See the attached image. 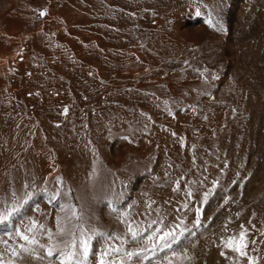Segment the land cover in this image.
<instances>
[{
  "label": "rangeland",
  "instance_id": "1",
  "mask_svg": "<svg viewBox=\"0 0 264 264\" xmlns=\"http://www.w3.org/2000/svg\"><path fill=\"white\" fill-rule=\"evenodd\" d=\"M27 194L22 231L61 216L66 240L77 223L124 236L111 202L142 264H248L220 255L241 225L264 264V0H0V201ZM157 227L188 231L153 256ZM37 252L16 264H55Z\"/></svg>",
  "mask_w": 264,
  "mask_h": 264
},
{
  "label": "snow or ice",
  "instance_id": "2",
  "mask_svg": "<svg viewBox=\"0 0 264 264\" xmlns=\"http://www.w3.org/2000/svg\"><path fill=\"white\" fill-rule=\"evenodd\" d=\"M196 14L200 15L199 11ZM41 15H44V13L41 12ZM205 23L217 31L223 30L222 23L211 12L208 14V19L205 20ZM60 195L61 193L57 192L55 195L49 197L50 202L57 200ZM32 198V194H27L25 199L13 202L10 205L6 201H0V204H3V207H0V226L11 229V231L4 233V235L8 236V239H0V244L6 246L7 250L11 252L12 257V259L6 262L3 254L0 253V264H16L17 260H23L25 256L39 259L40 255L37 252V248L42 249L50 261L54 259L55 264H137L138 261L142 264L143 261L151 260V257L147 255L148 249L141 248L138 251H129L125 248V245L129 242L126 237L130 236L132 242L138 243L144 238V232L139 228L133 227V224L127 220L129 213L121 212L111 202L108 203L111 212L117 213V218L121 223L126 225L127 231L124 236L103 232L98 229H92L91 232H88L82 225L77 223L70 234V240H66L64 237L68 235L67 224L62 226V220L65 218L61 216L56 217L55 233H53L52 229L47 228L46 225L38 223L35 220H31L30 226L22 231L20 228L15 227L13 221L23 216V210ZM207 198L206 194L205 200ZM65 209L71 211V217L67 219H75L77 221L80 219V214L73 205H61V211H65ZM199 211L198 209L197 220L195 222L197 227L201 226ZM153 223L157 222L153 221ZM149 228H151V225H149ZM187 231V229H182L179 232L175 230L165 231L157 227L146 237L149 241L157 237V243L151 245L152 255L155 256L158 252L172 250L173 245L179 246ZM45 234L50 242L48 246L41 243L40 240V237ZM12 239H18L19 241H23V243L10 246L9 240ZM101 241L103 242V246L96 249L95 245ZM115 241H119V244L114 243ZM252 243H255V241H252ZM248 244L247 229L244 225H241V230L238 234L221 238L222 250L220 255L231 259V257L227 256V253L231 252L235 253L239 258H246L248 264H256V258L248 255ZM61 245H63V248H61ZM172 255H176V253L173 251ZM168 264H172L171 259L168 260ZM237 264H239L238 261Z\"/></svg>",
  "mask_w": 264,
  "mask_h": 264
},
{
  "label": "bare ground",
  "instance_id": "3",
  "mask_svg": "<svg viewBox=\"0 0 264 264\" xmlns=\"http://www.w3.org/2000/svg\"><path fill=\"white\" fill-rule=\"evenodd\" d=\"M248 187V186H247Z\"/></svg>",
  "mask_w": 264,
  "mask_h": 264
}]
</instances>
